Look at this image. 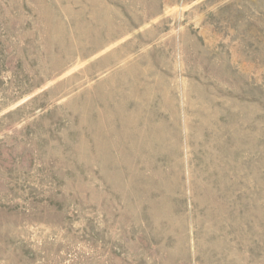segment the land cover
<instances>
[{"label":"rangeland","instance_id":"1","mask_svg":"<svg viewBox=\"0 0 264 264\" xmlns=\"http://www.w3.org/2000/svg\"><path fill=\"white\" fill-rule=\"evenodd\" d=\"M0 264H264V0H0Z\"/></svg>","mask_w":264,"mask_h":264}]
</instances>
